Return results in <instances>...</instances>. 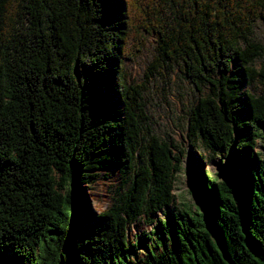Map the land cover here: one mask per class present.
<instances>
[{
	"label": "trees",
	"instance_id": "obj_1",
	"mask_svg": "<svg viewBox=\"0 0 264 264\" xmlns=\"http://www.w3.org/2000/svg\"><path fill=\"white\" fill-rule=\"evenodd\" d=\"M257 20L264 0H0V264H264ZM148 36L145 78L180 66L202 93L189 134L222 163L198 171L194 210L131 245L129 223L173 203L182 162L142 137L144 84L126 81ZM116 167L128 189L92 212L85 186Z\"/></svg>",
	"mask_w": 264,
	"mask_h": 264
},
{
	"label": "rangeland",
	"instance_id": "obj_2",
	"mask_svg": "<svg viewBox=\"0 0 264 264\" xmlns=\"http://www.w3.org/2000/svg\"><path fill=\"white\" fill-rule=\"evenodd\" d=\"M251 40L262 47L261 56L254 62L259 68L264 63V20L255 22ZM153 44V37L148 36L139 57L125 63L126 81L128 85L144 84L141 93L147 119L142 122V137L147 140L154 136L173 145L175 153L181 155L182 162L180 169L172 176L173 203L155 213L143 212L138 219L129 223L127 235L131 245L139 238L146 239L151 233L153 236L157 234L159 231L155 227L159 220H166L167 214L179 213L188 207L194 210L197 206L195 192L198 171L215 175V172L220 170L219 164L222 163L219 153L213 155L189 134L190 111L202 93L196 91L194 85L182 73L180 66L174 65L163 73H155L145 78L144 73L148 71L149 61L154 54ZM237 65L238 61H234L233 66ZM241 90L258 95L263 91V87L258 82H248L242 85ZM257 150H260V147ZM142 159L137 158L136 164H141L144 161ZM128 186V175L122 176L117 167L102 169L92 182L85 186L88 200L86 204L94 213L103 212L122 198ZM151 243L152 241L147 240L148 246L152 247ZM143 258H146L143 247L136 249V259L141 261Z\"/></svg>",
	"mask_w": 264,
	"mask_h": 264
},
{
	"label": "water",
	"instance_id": "obj_3",
	"mask_svg": "<svg viewBox=\"0 0 264 264\" xmlns=\"http://www.w3.org/2000/svg\"><path fill=\"white\" fill-rule=\"evenodd\" d=\"M190 154V153H189ZM197 192V191H196ZM196 192H195V196H196ZM196 200H197V197H196Z\"/></svg>",
	"mask_w": 264,
	"mask_h": 264
}]
</instances>
